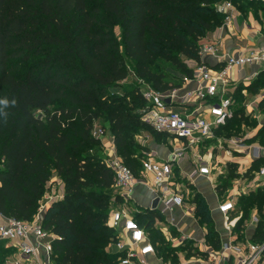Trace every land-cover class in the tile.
I'll return each instance as SVG.
<instances>
[{"label": "trees", "instance_id": "1", "mask_svg": "<svg viewBox=\"0 0 264 264\" xmlns=\"http://www.w3.org/2000/svg\"><path fill=\"white\" fill-rule=\"evenodd\" d=\"M213 1L0 0V98L16 101L7 109V123L0 119V213L30 220L43 185L52 175L59 177L62 197L47 208L41 222L54 235V264H118L119 254L105 250L115 239L107 222L114 176L98 155L101 140L91 134L92 126L104 117L106 124L100 126L110 132L124 164L139 175L144 153L136 151L129 131L146 127L154 136L165 135L141 119L139 87L122 93L110 90L130 72L158 92L180 87L181 79H171L156 65L166 60L185 76L192 75L180 56L201 63L200 39L220 22ZM231 1L241 11L256 2L246 0L239 6L238 0ZM113 21L121 25V43L112 31ZM260 83L263 71L246 88L257 92ZM129 95L134 100L126 101ZM248 118L242 106L236 107L217 134H231L230 126L247 124ZM234 165L229 164L228 177L235 175ZM256 166L257 161L251 164L252 169ZM225 179L216 186L219 193ZM120 199L118 193L113 195L115 203ZM240 199L243 218L253 206L263 216L264 185ZM190 201L205 226L206 243L218 248L219 236L204 198L194 191ZM145 212L147 218H134L166 260L169 247L160 249L163 238L149 232L162 214L156 209Z\"/></svg>", "mask_w": 264, "mask_h": 264}, {"label": "built area", "instance_id": "2", "mask_svg": "<svg viewBox=\"0 0 264 264\" xmlns=\"http://www.w3.org/2000/svg\"><path fill=\"white\" fill-rule=\"evenodd\" d=\"M231 7V2L222 6L227 22ZM217 52L218 43L215 39L200 42V57L217 56ZM222 59L224 65L219 69L201 62L195 65L190 77L183 76V82L196 80L198 83L195 88L185 91L181 99L183 104L194 106L188 112L172 108L177 99V87L158 92L142 81L144 86L139 88L144 100V106L140 109L141 119L153 131L168 138L172 149L166 159H157L153 154L144 156L140 161V173L135 175L117 154L109 137L111 144H104L109 150L104 162L113 173L114 187L121 197H130L134 185L141 183L158 197L156 210L159 213L184 205V195L180 183L176 181L173 162L191 155L195 169L189 177L200 175L212 182L214 187L229 164L239 163L230 180L232 186L224 189L225 198L218 200L215 190V210L222 218L228 232L227 238L219 250H207V256L201 264H264V218L256 206L251 208L248 218H243L244 209L238 205L239 198L250 189L264 185V143L259 137L251 140L255 133L223 137L217 134V130L232 117L237 107L232 88L228 87V71L246 64H260V71L264 73V46L248 53H228ZM167 97L169 103L165 101ZM240 105L245 115L256 118L260 127L264 121V111H261V107L264 108V87L248 96ZM91 134L98 137L101 143L108 139L105 129L96 122ZM208 141L212 143L206 146ZM200 145L206 148L201 151ZM215 148L222 149L227 159L214 154ZM170 156H173L172 161L168 160ZM255 161L257 166L252 169L251 164ZM261 213L264 216V206ZM41 220L38 213L30 220L6 217L0 213V241L17 254L9 261L10 264H53L51 240L54 235L43 228ZM107 222L115 233L112 250L119 254L118 264H154L157 259L162 264H172L162 259L148 233L124 210L111 211Z\"/></svg>", "mask_w": 264, "mask_h": 264}, {"label": "crops", "instance_id": "3", "mask_svg": "<svg viewBox=\"0 0 264 264\" xmlns=\"http://www.w3.org/2000/svg\"><path fill=\"white\" fill-rule=\"evenodd\" d=\"M255 1H256L255 3H261L262 5H264V0H255ZM255 3L250 4L247 11H241L235 5L231 4L232 7L231 9L228 10V13L230 14V19L222 27V30H219V32L217 31L218 34H216L215 37L209 36L210 38L209 37L207 38L206 35L203 36L202 39H200V42L215 39L218 43V52H217L218 55L201 57V62L205 63L207 66L213 69H219L224 65V60L222 59L223 55L228 53H237V52L248 53L250 50H253L260 46H264V15L262 16L259 15L260 13H262L260 9L256 11L252 8V6ZM249 8H252L253 10H249ZM192 61L195 64L194 66L190 65V68L194 69L197 63L194 60ZM260 69H261L260 64H251V65L246 64L240 67H234L228 71V75L230 78L228 87L230 89L232 88L231 90L233 97H238L236 96L238 94L241 96V99L243 101L248 96H251L255 93V92L251 93L246 88V86L257 77L255 76V74L258 73ZM197 84L198 83L196 80H192L188 82L182 81L181 86L177 87V99L175 104L172 105V108L184 112H188V110L194 108L193 105L183 104L181 102V99L183 98V94L185 93V91L195 88ZM236 102L238 101L236 100ZM261 111H264L263 107H261ZM108 139L110 138L108 137ZM108 139H105L102 142V144L103 145L111 144V141H109ZM162 139L165 142H163V144L160 145L159 148L157 147L152 148V153L154 157L160 160L166 159L169 154V151H171L172 149V145L169 143L168 138L164 136ZM211 143L212 141H208L206 143V146ZM203 148L206 147L200 145L199 149L201 151ZM220 150L221 149L215 148L214 154H218L222 159L225 158L227 159V155L224 153V151L221 152ZM183 165H186L187 168L189 169L187 173L184 171ZM194 169L195 166L191 155L185 156L179 159L178 161L173 162V171L175 172V176L177 177V179H179L176 180L177 182L184 181V185L191 184L197 188L195 184V179L197 177L204 179L207 182V184L209 183L208 185L211 187L213 195L216 198V194H215L216 187H214V184L212 182H210L208 179L200 175L189 177ZM53 176L61 181V179L56 175ZM185 192L186 193L189 192L187 187L185 188ZM197 192L202 193L201 196H203V198H205L206 200L204 193L199 188H197ZM131 196L136 200H138L139 203L145 209H150L149 208L150 202L155 197L151 189H149L147 186H144L143 184L134 185ZM187 199L190 201V198L188 196ZM206 203L210 215L212 217L215 230L217 231L219 236V240H220L219 247L213 248L206 243L205 226L201 225L198 222L197 218L195 217L194 203L191 201L187 203L184 199V205L182 207H176L172 211H168L166 213H161V214L163 220L166 223H168V225H171L176 232L180 233V235H183V237L192 238L194 242L193 245L195 248H197L199 252H195L194 254H191L189 258H187L184 255H181L177 258L176 260L177 262L174 261V263L168 259L166 260L163 259L164 261H170L172 264H201L202 260H204L207 256V252H206L207 250L210 251L219 250L221 243L227 238L228 232L223 225L222 218L215 210V207L214 210L211 211L207 200ZM158 222L159 220L155 218L153 225L157 226ZM154 264H162V263L160 259H157L154 261Z\"/></svg>", "mask_w": 264, "mask_h": 264}, {"label": "rangeland", "instance_id": "4", "mask_svg": "<svg viewBox=\"0 0 264 264\" xmlns=\"http://www.w3.org/2000/svg\"><path fill=\"white\" fill-rule=\"evenodd\" d=\"M238 1H239L238 5L241 6L242 4L245 3L246 0H242V1L238 0ZM226 2H231V4L234 3L231 0H215V1H213L212 7H213L214 11L219 15L220 22L218 25H216L212 30H210L206 34L207 38L209 36L215 37V35L218 34L219 30H222V27L227 23L226 18H225L226 13L222 9V6L225 5ZM235 6L237 7V5H235ZM259 6H264V5H262L261 3H256L252 6V8L254 10H256V7H259ZM252 8H249V10H253ZM241 9H245L243 11L248 10V8H246V7H243ZM259 15L260 16L264 15V10ZM121 29H122L121 25L117 21L112 22V31H113L114 35L117 37L119 43H121ZM121 51H122V46H121ZM180 57H181V59H183V61L185 62V65L187 67H190V65L194 66L195 63L191 59L184 58L182 56H180ZM123 58H124V61L126 64L130 63V61L127 59V57L124 56ZM156 67L162 68L169 75V77H171V79H174V80L181 79V81H183L182 78H183V76H185L183 71H181L179 68H177L175 65L171 64L170 62H168L166 60H160V62L156 65ZM135 86L141 88L144 86V83L141 80L135 78L133 73L130 72V75L127 78L120 81V86L118 88L111 89L110 93L112 91H119V93H122L123 91H126L127 89H130L131 87H135ZM261 87H264V83H262V84L260 83V88ZM125 100L126 101H132L134 99H133L132 95H129L127 98H125ZM237 100H238V102H236V104H238L237 107H239V106H241L240 103L242 102V99L239 96V97H237ZM134 109H136V107ZM35 113L40 114L39 111H35ZM261 123L263 124L264 121ZM97 124L102 125V126L104 124H106L104 117H101L98 120ZM261 126L259 127V124H258V121L256 120V118L249 116L247 124L245 122H242V123L237 122L235 125L233 124L232 126H230L229 131H231L232 133L229 135H241L243 133L244 134L245 133H247V134L255 133L254 136H252L251 140L259 137L260 141L262 143H264V131L260 132ZM235 127L239 130L235 131L236 130ZM104 129H105V133H106L107 137H110V132L108 131V129L107 128H104ZM129 134L132 135V139L134 142L133 144L136 147V151H138L139 153L142 151V153H144L145 157H147L148 154H153L152 148H156V147L159 148V146L162 145L163 142H165V141H163L161 136L160 137L154 136L153 132H150L146 127L141 128L137 133H132V131H129ZM218 136L223 137L226 135L220 130L218 132ZM144 137H146V138H144ZM214 143L216 144L217 142L214 141ZM136 144H138V146H136ZM220 151L223 152L222 149ZM108 153H109L108 148L101 143L100 146L98 147V155H99L100 159L104 161L105 158L108 156ZM234 163H235V165L232 166L231 169L235 172V169L239 166V163H237V162H234ZM183 169L186 173L189 171V169L187 168L186 165H183ZM229 171H230V166L228 165L227 170L223 174H221V176L219 177V181H224V179L226 178L225 180L227 181V184H226L225 189L232 186V183L230 182L232 177H228V175H227ZM177 180H179V179H177ZM179 183H180V189L183 192L184 199L187 203L190 202L187 199V196L189 198H191L194 191H197V188H199L204 193L211 211L214 210V207L216 204V198L213 195L211 187L208 185L209 183L207 184V182L204 179H201L198 177L195 179V184H196L197 188L191 184L190 185H184V181H180ZM138 184H141V183H138ZM262 186H256L257 188L250 189L247 192V194L242 196V197L244 198L245 196L256 192L257 189L259 187H262ZM186 187L189 191L188 193L185 192ZM63 190H64V187H63L62 181H60L58 178H55L52 175L50 180L48 182H46L42 187V192H41L40 197L37 200L36 210H35L34 215L36 213H38L43 218V215H44L45 211L47 210V208L56 199L62 197ZM216 191L218 193V200L225 198L224 195L226 193L224 190L221 193H219V191L217 189H216ZM115 193H118V190L115 187H113L110 190L111 197H110V202H109L112 211L124 210L125 212H127L131 216L136 217V219H138V220L139 219L143 220V219L147 218V214L145 212L146 209L139 203L138 200H136L132 196H130L128 198L127 197L126 198L121 197V199L115 203L113 201V195H115ZM200 195H202V193H200ZM242 197H240V198H242ZM204 200H205V198H204ZM206 200H205V202H206ZM238 205L240 207H242L243 209H245L244 206L241 204V199L238 201ZM250 210H251V208L247 212V215L244 216L245 218H248ZM262 218H264V216H262ZM152 228L153 229H151L149 231L150 234H153L154 237L160 236L161 238H163V243L160 245V249H162V247H164V248L169 247V249L166 252L168 253V260H170L171 262L174 263V259H177L181 255H184L187 258H189V256L191 254L195 253L194 251H197V248H195L193 245V243H194L193 239L192 238H186V237H183V235H180V233L176 232L171 225H168V223H166L163 220L162 216L159 217V222H158L157 226L153 225ZM214 228H215V226H214ZM112 249H113L112 242H109L105 246V250L112 251ZM187 252H189V253L187 254ZM15 256H17V254H15L13 249L10 246H8L5 242L0 241V263L1 264H10L9 261L11 259H13ZM52 263H53V261H52Z\"/></svg>", "mask_w": 264, "mask_h": 264}, {"label": "clouds", "instance_id": "5", "mask_svg": "<svg viewBox=\"0 0 264 264\" xmlns=\"http://www.w3.org/2000/svg\"><path fill=\"white\" fill-rule=\"evenodd\" d=\"M16 103L15 100L9 101L7 97L0 98V119H2L5 123H7L8 120V111L7 109L10 106H14Z\"/></svg>", "mask_w": 264, "mask_h": 264}, {"label": "water", "instance_id": "6", "mask_svg": "<svg viewBox=\"0 0 264 264\" xmlns=\"http://www.w3.org/2000/svg\"><path fill=\"white\" fill-rule=\"evenodd\" d=\"M169 100H170V99H169L168 97L165 98V101H166L167 103H169ZM172 159H173V156H170L169 160H172ZM157 203H158V197L155 196V197L151 200L150 205H149V208H150V209H155Z\"/></svg>", "mask_w": 264, "mask_h": 264}, {"label": "snow or ice", "instance_id": "7", "mask_svg": "<svg viewBox=\"0 0 264 264\" xmlns=\"http://www.w3.org/2000/svg\"><path fill=\"white\" fill-rule=\"evenodd\" d=\"M139 234H137V236H138Z\"/></svg>", "mask_w": 264, "mask_h": 264}]
</instances>
